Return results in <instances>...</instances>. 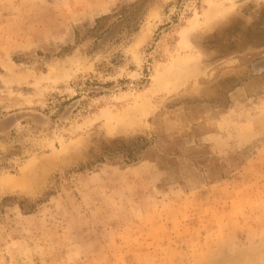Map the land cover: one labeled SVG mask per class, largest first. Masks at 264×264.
Returning a JSON list of instances; mask_svg holds the SVG:
<instances>
[{"label":"rangeland","instance_id":"374dc122","mask_svg":"<svg viewBox=\"0 0 264 264\" xmlns=\"http://www.w3.org/2000/svg\"><path fill=\"white\" fill-rule=\"evenodd\" d=\"M0 264H264V0H0Z\"/></svg>","mask_w":264,"mask_h":264}]
</instances>
